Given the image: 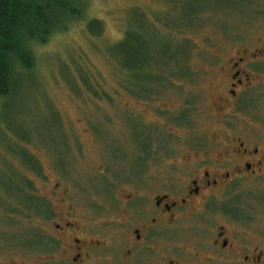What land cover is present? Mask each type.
<instances>
[{"label": "rangeland", "instance_id": "rangeland-1", "mask_svg": "<svg viewBox=\"0 0 264 264\" xmlns=\"http://www.w3.org/2000/svg\"><path fill=\"white\" fill-rule=\"evenodd\" d=\"M77 1L83 2L80 12L67 16L64 26L47 41L32 43L34 66L16 68L10 92L0 96L3 258H27L32 232L43 224L42 217L30 214V204L36 206L40 200L30 199L29 181L36 198L51 199L56 205L67 190L70 199L65 202L76 204L89 216L84 217L87 221L92 218L93 194L109 190V178L118 179L122 187L129 170L138 173L146 146L155 151L143 174L147 194L166 179L154 175L168 173L166 162L177 161V180L184 183L180 167L193 138L224 137L219 112L212 105L213 86L222 78L216 55H232L243 44H264V0H248L240 11L229 14L208 9L198 27L178 33L162 24L171 15L173 0ZM205 1L196 6L207 8ZM136 13L144 14L149 27L177 42L191 40L189 78L175 77L148 98L125 87V76L117 66L129 59L133 49L141 50L122 41L129 24L138 19ZM183 48L155 38L148 57L165 61L167 52L169 57L182 56ZM254 91L253 112L234 119L236 130H264V86ZM241 186L234 202L259 205L256 226L264 234V183L246 180Z\"/></svg>", "mask_w": 264, "mask_h": 264}, {"label": "flooded vegetation", "instance_id": "flooded-vegetation-1", "mask_svg": "<svg viewBox=\"0 0 264 264\" xmlns=\"http://www.w3.org/2000/svg\"><path fill=\"white\" fill-rule=\"evenodd\" d=\"M241 46L232 55L215 54L222 78L213 86L212 105L224 137L193 138L180 167L184 183L177 180V161L166 162V175L154 172L166 179L147 194L143 174L155 151L146 146L138 173L129 170L122 187L109 178V190L93 194L87 221L76 204L65 202L67 190L56 205L36 198L29 181L30 199L40 200L30 204V214L42 217L43 224L32 232L27 258L0 256V264H264L259 205L236 203L233 197L246 180L264 183V130L234 125L237 116L253 112L254 90L264 86V44ZM189 70L181 79L189 78ZM130 80L127 76L128 90ZM149 93L156 92L142 95Z\"/></svg>", "mask_w": 264, "mask_h": 264}, {"label": "trees", "instance_id": "trees-1", "mask_svg": "<svg viewBox=\"0 0 264 264\" xmlns=\"http://www.w3.org/2000/svg\"><path fill=\"white\" fill-rule=\"evenodd\" d=\"M218 1L207 0V8H199L196 6L199 0H173L171 15H167L162 24L175 33L192 31L199 26L203 12L208 9L229 14L240 11L248 2L230 0L229 4H224ZM82 4L77 0H0V96L10 92L16 68L31 69L34 66L32 43L47 41L55 30L64 26L67 16L74 17L80 12ZM137 16L138 19L127 27L122 41L139 45L141 50L133 49L129 59L120 61L117 66L125 79L127 76L131 77L130 89L138 92L140 97L148 98L154 95L149 93L143 96L142 93L157 91L169 82L171 85L173 78L181 79L188 74L186 62L189 47L186 45H190L191 40L187 37L183 39L185 41L177 42L167 34L149 27L143 18L144 14ZM155 38L186 47L182 50L183 55L169 57L167 52L168 58L165 61L148 57L150 44Z\"/></svg>", "mask_w": 264, "mask_h": 264}]
</instances>
